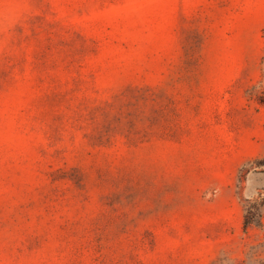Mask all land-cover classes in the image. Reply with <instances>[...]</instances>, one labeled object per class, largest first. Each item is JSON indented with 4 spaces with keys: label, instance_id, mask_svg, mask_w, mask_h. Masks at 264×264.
Here are the masks:
<instances>
[{
    "label": "rangeland",
    "instance_id": "rangeland-1",
    "mask_svg": "<svg viewBox=\"0 0 264 264\" xmlns=\"http://www.w3.org/2000/svg\"><path fill=\"white\" fill-rule=\"evenodd\" d=\"M264 0H0V264H264Z\"/></svg>",
    "mask_w": 264,
    "mask_h": 264
},
{
    "label": "trees",
    "instance_id": "trees-1",
    "mask_svg": "<svg viewBox=\"0 0 264 264\" xmlns=\"http://www.w3.org/2000/svg\"><path fill=\"white\" fill-rule=\"evenodd\" d=\"M263 101H264V98H263ZM263 205H264V202L262 201H257L251 204V210H248V213H250V216L246 215L245 222H244L245 226H247L253 221L254 216L259 215L258 208L262 207Z\"/></svg>",
    "mask_w": 264,
    "mask_h": 264
}]
</instances>
